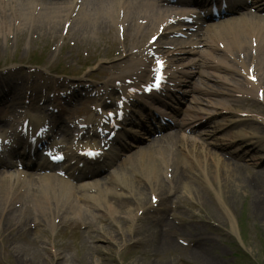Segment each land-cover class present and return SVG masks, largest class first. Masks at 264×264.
Wrapping results in <instances>:
<instances>
[{
    "label": "rangeland",
    "instance_id": "rangeland-1",
    "mask_svg": "<svg viewBox=\"0 0 264 264\" xmlns=\"http://www.w3.org/2000/svg\"><path fill=\"white\" fill-rule=\"evenodd\" d=\"M109 39L108 35L99 39L95 34L73 37L72 32L64 35L43 30L27 32L23 29L17 32L10 29L0 32V99L14 90L21 93L28 92L30 88L35 91L40 84L51 88L56 82L55 86L59 87L65 79L68 84L104 83L101 77L105 75L84 70L80 65L92 62L99 71L108 69L117 58L109 44L113 40ZM115 40V47L121 51V41L118 42L117 37ZM39 52L46 58L40 63L44 64L30 63V56ZM117 59L115 62L126 58ZM12 62L27 63L10 65ZM57 64L70 66L68 70L73 75L68 78L52 76L50 70ZM45 76H49L50 80L46 81ZM243 78V75H228L227 87L212 90L224 91L221 97L216 96V101L221 102L217 104L220 109L221 105H227L238 115L234 118L233 113L221 109L228 120L245 121V114L264 117V101L259 104L251 102L255 100V93L249 96L248 103L237 102L239 89L245 87ZM261 89L264 91V87ZM4 90L9 91L1 95ZM87 110L90 111L89 108ZM251 117L248 121H253ZM253 127H246L247 131L254 136H262L257 135ZM233 132L239 134L240 130ZM239 147L235 144L229 150H238ZM244 159L247 161L239 163L255 162L257 166L248 165L250 169L242 173L237 183L235 177L223 173L222 178L216 176L214 186L201 187L189 183L184 190L180 189L184 195L176 204L173 201L170 210L150 215L164 216L156 218L154 222L159 224L157 226L151 219L142 218L143 214L128 220L123 216L125 214L118 216L114 213L101 224L84 214V221L92 226L91 229L82 228L77 233L68 234L70 226L66 225L65 219L52 228L45 227L44 235L34 229L36 245L34 242H20L15 248H7L0 242V264H264V180L257 179L259 173H264V151L246 154ZM132 169L138 171L137 159ZM125 176H128L126 184L132 187L131 195L136 198V188L130 182L131 173L127 172ZM157 209L158 206L153 211ZM163 225L178 237H172L174 246H160L166 239ZM138 241L141 243L137 246ZM235 243L246 255L245 258H239L238 254L235 258Z\"/></svg>",
    "mask_w": 264,
    "mask_h": 264
},
{
    "label": "bare ground",
    "instance_id": "bare-ground-1",
    "mask_svg": "<svg viewBox=\"0 0 264 264\" xmlns=\"http://www.w3.org/2000/svg\"><path fill=\"white\" fill-rule=\"evenodd\" d=\"M86 3L85 0L80 4L62 3L61 7L48 9L36 4L35 0H0V32L12 28L16 30L26 29L27 32L34 29L51 31L63 28L62 30L66 32L68 28L63 24L69 23L98 36L105 29L111 30L112 35H116L114 34L115 31L120 35L124 32H130L133 34L132 43L141 44V48H145L147 46H145L146 39L142 36V31L150 28L154 30L156 24L166 25V15L169 12L162 10L153 0H98V3L90 8L91 11L86 8ZM256 11L258 13L255 16L258 18L260 17L258 15L264 14V7L257 8ZM62 12L65 14L68 12V14L62 16ZM45 23H51L53 26H47ZM220 27L223 28L219 33L213 32L211 34L213 43L215 41L221 43L223 45L222 52L227 51L234 57L238 55L242 70H245L244 68L247 66V69L249 66H253L256 69L255 72L264 77V21L258 19L232 21L222 24ZM167 28L172 29L171 26H167ZM76 31L79 32V29ZM155 45L157 46V44ZM211 49L213 52L217 51L214 47ZM143 52L144 50L142 53L131 51L132 56L122 65L128 66L127 76L132 74L136 76L140 69L145 67V62L137 58L139 54L142 56ZM159 52L163 51L159 50ZM111 68H115V66ZM215 69L225 70L221 67H215ZM261 80L264 83V78ZM253 87L254 85H249V89ZM59 120L60 118H54L52 123L59 122ZM210 120H206L207 126L212 124L209 122ZM31 124L38 128L42 123L38 121ZM226 124L228 123H224L222 127ZM213 133L217 135L219 132L214 130ZM236 138L240 139L241 142L244 141L242 139L244 135ZM227 145L222 147L213 145L211 146L213 149L203 150L194 141L183 139L180 136V130L151 140L150 143L137 151L140 159H147L145 163L148 166V173L144 177V181L134 179L137 187L135 192L140 197V205L145 203L142 190V186L145 184L149 185L152 190L160 191V193H167V191L176 193L183 185L191 181L200 184L201 180L199 181L195 176V171L206 170V177L221 175L222 172L230 177L237 174L240 176L241 164L234 162L232 158H227L225 156L227 154L223 153ZM78 161L82 160L79 159ZM94 163H85V170H88L89 166ZM1 166L4 167V170L0 171L1 237L7 230H10V233L16 231L15 235L7 236V240L12 243L19 241L18 237L24 240L29 239L27 235L29 228L27 227L36 221L34 216L48 218L50 222L54 217L51 216L54 211L64 209L80 217L79 209L82 206H88L90 202L88 195H80L81 191H76L73 186L68 185V182L56 180V176L53 174H39L37 179H32L31 176L29 179L3 177V173H7L5 169L13 165L7 161L3 162ZM17 166L16 164V169H18ZM167 168L171 169L168 179L162 177V171ZM47 169L48 166L39 168L40 171ZM158 171L161 174L159 176ZM67 174L70 180L75 177L71 173ZM262 174L260 173V175ZM92 175L94 173H89L88 177ZM234 181L237 183L239 179L235 177ZM155 182L156 186L154 187L152 184ZM164 182L167 185H164ZM114 186L111 189L105 188L104 192L96 193L97 196L103 195L101 200L93 196L90 198L91 201L110 212H115L118 208H125L129 202L126 197L114 193ZM130 200L132 203L136 202L135 199ZM35 225L39 226L40 222L36 221ZM167 245L174 246L171 244V240L167 241L164 247H168Z\"/></svg>",
    "mask_w": 264,
    "mask_h": 264
},
{
    "label": "snow or ice",
    "instance_id": "snow-or-ice-1",
    "mask_svg": "<svg viewBox=\"0 0 264 264\" xmlns=\"http://www.w3.org/2000/svg\"><path fill=\"white\" fill-rule=\"evenodd\" d=\"M158 63V68H157V77H156V85L158 86L159 84V81L160 79L162 78L160 75H159V71H160V68H162V64L160 62H157ZM110 116L112 115L111 113L109 114Z\"/></svg>",
    "mask_w": 264,
    "mask_h": 264
}]
</instances>
